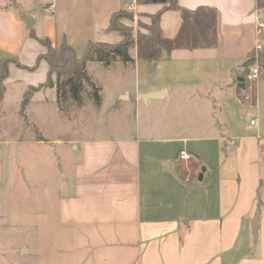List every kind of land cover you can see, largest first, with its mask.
Wrapping results in <instances>:
<instances>
[{
  "label": "crops",
  "instance_id": "obj_1",
  "mask_svg": "<svg viewBox=\"0 0 264 264\" xmlns=\"http://www.w3.org/2000/svg\"><path fill=\"white\" fill-rule=\"evenodd\" d=\"M51 4L53 13L46 10ZM166 4L0 0V60L20 63L9 65L3 102L9 95L22 101L28 88L48 79L49 64L39 61L47 47L33 33L53 46L65 40L81 56L91 41L123 39L108 30L115 12L155 14ZM177 4L162 11L166 41L157 55L136 43L133 80L114 90L111 108L122 120L142 107L144 122L69 140L72 162L61 172L63 183L43 195L17 192L5 203L7 225L33 232V248L24 242L21 249L32 250L36 264H264V72L245 81L264 11L257 0ZM47 90L34 93L28 107ZM41 138L2 143L18 161L27 142L64 144Z\"/></svg>",
  "mask_w": 264,
  "mask_h": 264
},
{
  "label": "rangeland",
  "instance_id": "obj_2",
  "mask_svg": "<svg viewBox=\"0 0 264 264\" xmlns=\"http://www.w3.org/2000/svg\"><path fill=\"white\" fill-rule=\"evenodd\" d=\"M153 14H138L132 9H123L118 14L119 21L130 29L134 36L149 34V26L153 24ZM143 57L142 51L136 55V60ZM252 57V55L250 56ZM143 61V60H142ZM122 65L125 70L113 71V66ZM134 62H114L105 65L101 62H91L87 72L93 81L101 88V103L95 98L85 95L83 104L61 108L57 101V90L40 92L33 98L28 107L26 121L20 113V96L9 95L0 104V264H36V256L24 254L22 243H29L33 248V232L21 231V228L10 227L2 217L5 203L15 200L17 192L28 196L29 193L44 194L45 187L63 183L62 171H69L72 162V152L67 146L69 140L77 138L102 137L111 127L126 124L136 128L144 122V113L135 109L129 111V118L122 120L120 111L111 108L114 90L121 83L133 80ZM112 66V67H111ZM246 68L249 65H246ZM121 80V82H120ZM50 88V87H49ZM262 92V97L264 90ZM48 97V102L44 98ZM145 100V99H143ZM143 106V105H141ZM249 116L254 117V111ZM29 122V123H28ZM264 122V121H263ZM43 137L45 140H62V145H33L28 142L23 145L19 161L17 152L12 147L2 143L10 138L25 140ZM63 154V156H62ZM64 159H63V158Z\"/></svg>",
  "mask_w": 264,
  "mask_h": 264
},
{
  "label": "trees",
  "instance_id": "obj_3",
  "mask_svg": "<svg viewBox=\"0 0 264 264\" xmlns=\"http://www.w3.org/2000/svg\"><path fill=\"white\" fill-rule=\"evenodd\" d=\"M137 1L151 2L153 0ZM165 1H167V4L163 10L178 8L177 0ZM257 6L260 10L264 11V0H257ZM163 10L152 15L153 24L148 28L150 33H139L137 36H134L133 32L119 21L117 16L121 10L115 12L111 17L108 30L119 31L123 39L115 44L91 41L81 56L65 40L61 45L53 46L49 38L37 36L33 33V36L47 47V51L39 57V61L42 59L47 61L49 64V74L45 83L37 87H30L25 91L20 106V113L25 120L28 121L26 109L31 102L32 96L43 88H56L57 101L63 109L71 105L80 106L83 104L85 95L95 98V101L100 104L101 88L96 85L88 74V64L91 62H101L105 65H111L117 61L123 63L135 62L132 51L136 43L149 44L151 46L150 57H155L166 41L162 36L160 27V18ZM262 59L264 61V54L262 55ZM12 62L20 64L14 57L0 60V104L4 99L7 89L5 80L8 77L9 65ZM250 62L251 60L249 59L246 65H249ZM41 139L43 140V138ZM258 205L259 207L261 206L260 195Z\"/></svg>",
  "mask_w": 264,
  "mask_h": 264
},
{
  "label": "built area",
  "instance_id": "obj_4",
  "mask_svg": "<svg viewBox=\"0 0 264 264\" xmlns=\"http://www.w3.org/2000/svg\"><path fill=\"white\" fill-rule=\"evenodd\" d=\"M49 12H55V6L51 4L47 9ZM264 54V19L260 20L257 27V41L255 44L254 52L252 57L249 59L251 60L247 74L245 75V81L247 83L253 82L261 76L264 72V61L262 59V55ZM245 99H250V94L245 95ZM257 119L251 121V124H256ZM261 143H264V138L260 140ZM181 157L185 160L190 158V155L187 151L183 150L180 152Z\"/></svg>",
  "mask_w": 264,
  "mask_h": 264
},
{
  "label": "water",
  "instance_id": "obj_5",
  "mask_svg": "<svg viewBox=\"0 0 264 264\" xmlns=\"http://www.w3.org/2000/svg\"><path fill=\"white\" fill-rule=\"evenodd\" d=\"M146 97H147V95H144V96H143V99H146ZM255 236H256V233H255Z\"/></svg>",
  "mask_w": 264,
  "mask_h": 264
}]
</instances>
